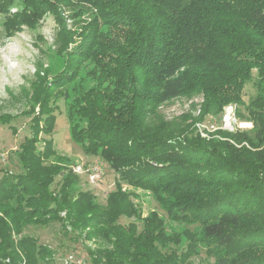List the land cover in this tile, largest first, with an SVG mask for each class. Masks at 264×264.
<instances>
[{
  "label": "trees",
  "instance_id": "trees-1",
  "mask_svg": "<svg viewBox=\"0 0 264 264\" xmlns=\"http://www.w3.org/2000/svg\"><path fill=\"white\" fill-rule=\"evenodd\" d=\"M0 14L7 37L52 14L56 49L41 50L60 61L36 72L22 170L0 177V264H56L48 245L21 235L52 222L98 241L86 244L93 264H189L203 251L213 264H264V0H0ZM195 93L199 121L233 102L252 127L203 137L159 116ZM61 98L73 140L117 175L104 204L52 159ZM123 183L153 193L168 221L156 209L143 216Z\"/></svg>",
  "mask_w": 264,
  "mask_h": 264
},
{
  "label": "rangeland",
  "instance_id": "rangeland-1",
  "mask_svg": "<svg viewBox=\"0 0 264 264\" xmlns=\"http://www.w3.org/2000/svg\"><path fill=\"white\" fill-rule=\"evenodd\" d=\"M86 17L87 14L82 18ZM3 21L4 17L0 14V117L3 114H9L12 119L10 122L0 123V177L6 170L11 172L22 170L16 151L19 150L20 143L24 141L25 137L32 133L30 128L32 123L30 108L33 103L31 93H33V83L37 79V70L42 67V64L43 67H53L52 63H60L54 54L47 55L41 50L46 49L47 46L53 50L56 49L57 25L52 14H48L42 19L36 29L25 27L12 37L6 36L2 25ZM77 23L78 20L68 17L69 28L77 27L80 30V24ZM41 36L43 38H40ZM254 92L255 88L252 82L247 84L243 95L244 101L247 102L249 96ZM203 100V93L177 97L161 104L158 114L165 121L177 125L175 127H184V125L192 123L191 128H198L200 131L205 127L202 123L210 129H223L231 132L252 127L251 122L241 121L238 115L240 123L238 126L236 123L232 126L224 124L223 117L226 107L235 104L236 109L239 108V105L233 102L226 104L218 114H209L203 121H199ZM57 105V121L52 137L59 155L52 159L55 162L65 163L67 167H71L78 173L80 175L78 189L92 190L98 201L104 204L108 193L116 188L117 175L106 161L98 156L87 154L73 140L63 98L58 101ZM35 108L36 111L39 110L38 103H35ZM242 109L244 108L242 107ZM58 180H60V176L53 184V188L58 186ZM123 188L134 190L138 194V196H134V199L143 216L156 209L168 221V214L153 193L134 188L126 183H123ZM61 215L66 216L65 212ZM132 220L134 218L124 216L120 219L122 223H129ZM169 226L183 230L187 224L186 222H177L172 225L170 222ZM21 235L34 236L38 243L48 245L53 250V259L56 264H93L89 258L86 244L94 246L98 244V241H84L72 234H66L59 222H52L48 225L29 224ZM213 262L214 258L207 256L203 251L194 255L189 264H213Z\"/></svg>",
  "mask_w": 264,
  "mask_h": 264
},
{
  "label": "built area",
  "instance_id": "built-area-1",
  "mask_svg": "<svg viewBox=\"0 0 264 264\" xmlns=\"http://www.w3.org/2000/svg\"><path fill=\"white\" fill-rule=\"evenodd\" d=\"M223 121H224V124L231 125V126L235 123L237 124V126H238V124H240L239 120L237 118V115H236V105L235 104H231V105H228L226 107V112L224 114ZM202 124H203V126H205L203 128V130H201V132L204 136H206L205 129H208L211 131L214 130V129H210V127L204 125V123H202Z\"/></svg>",
  "mask_w": 264,
  "mask_h": 264
}]
</instances>
